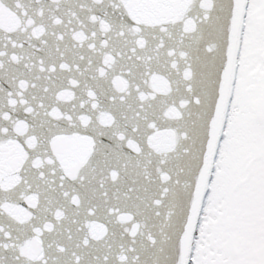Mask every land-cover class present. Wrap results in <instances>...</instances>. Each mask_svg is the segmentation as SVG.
<instances>
[{"label": "snow or ice", "instance_id": "6c2138e0", "mask_svg": "<svg viewBox=\"0 0 264 264\" xmlns=\"http://www.w3.org/2000/svg\"><path fill=\"white\" fill-rule=\"evenodd\" d=\"M0 264H264V0H0Z\"/></svg>", "mask_w": 264, "mask_h": 264}]
</instances>
